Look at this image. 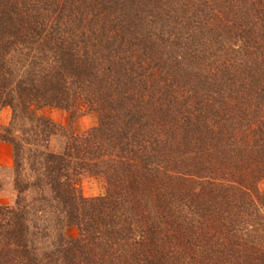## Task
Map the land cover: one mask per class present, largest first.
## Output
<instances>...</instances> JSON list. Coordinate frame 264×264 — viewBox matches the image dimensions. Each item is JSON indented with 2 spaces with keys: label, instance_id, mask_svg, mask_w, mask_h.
Segmentation results:
<instances>
[{
  "label": "trees",
  "instance_id": "1",
  "mask_svg": "<svg viewBox=\"0 0 264 264\" xmlns=\"http://www.w3.org/2000/svg\"><path fill=\"white\" fill-rule=\"evenodd\" d=\"M3 108L0 264H264V0H0Z\"/></svg>",
  "mask_w": 264,
  "mask_h": 264
},
{
  "label": "rangeland",
  "instance_id": "2",
  "mask_svg": "<svg viewBox=\"0 0 264 264\" xmlns=\"http://www.w3.org/2000/svg\"><path fill=\"white\" fill-rule=\"evenodd\" d=\"M44 116L52 119L55 123L67 126L69 123L68 114L61 110L45 109L41 112ZM11 120V110L9 108H3L0 111V125L6 127ZM97 125V118L94 114H85L78 117L72 124V128L77 133H83ZM8 146L10 150V166H0V178L2 183V189L0 191V204L12 205L15 199V193L12 186L11 168H12V152L11 147L8 144L0 143V145ZM3 150L0 148V155ZM3 163H7L3 161ZM80 189L84 197L95 198L105 194V187L103 182L99 178L84 179L80 184ZM66 234L69 238L77 236L75 229H68Z\"/></svg>",
  "mask_w": 264,
  "mask_h": 264
},
{
  "label": "crops",
  "instance_id": "3",
  "mask_svg": "<svg viewBox=\"0 0 264 264\" xmlns=\"http://www.w3.org/2000/svg\"><path fill=\"white\" fill-rule=\"evenodd\" d=\"M0 148L3 150L0 155V166H10V161H8V158H10V150L8 149L9 147L1 144ZM3 161L7 163H3Z\"/></svg>",
  "mask_w": 264,
  "mask_h": 264
}]
</instances>
